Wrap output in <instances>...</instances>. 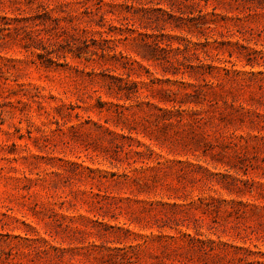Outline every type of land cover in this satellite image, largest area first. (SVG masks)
I'll return each instance as SVG.
<instances>
[{
    "label": "rangeland",
    "instance_id": "1",
    "mask_svg": "<svg viewBox=\"0 0 264 264\" xmlns=\"http://www.w3.org/2000/svg\"><path fill=\"white\" fill-rule=\"evenodd\" d=\"M3 16L0 264H264V0Z\"/></svg>",
    "mask_w": 264,
    "mask_h": 264
},
{
    "label": "trees",
    "instance_id": "2",
    "mask_svg": "<svg viewBox=\"0 0 264 264\" xmlns=\"http://www.w3.org/2000/svg\"><path fill=\"white\" fill-rule=\"evenodd\" d=\"M0 19H3V20H5V22L3 23V24H0V26H1V29H8V28H10V26L9 25H11L12 24V22H8V19H7V17L6 16H3V17H0ZM16 20V19H15ZM162 50H165L166 51V47H160ZM177 49H180V47H177ZM121 113H123V110H121L120 111ZM123 136H124V134H123Z\"/></svg>",
    "mask_w": 264,
    "mask_h": 264
}]
</instances>
